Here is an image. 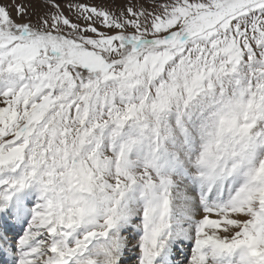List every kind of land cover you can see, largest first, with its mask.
Masks as SVG:
<instances>
[{"label":"snow or ice","instance_id":"obj_1","mask_svg":"<svg viewBox=\"0 0 264 264\" xmlns=\"http://www.w3.org/2000/svg\"><path fill=\"white\" fill-rule=\"evenodd\" d=\"M0 264H264V0H0Z\"/></svg>","mask_w":264,"mask_h":264}]
</instances>
